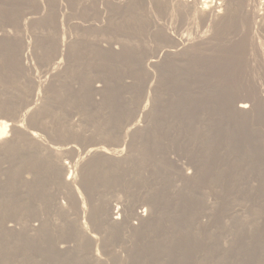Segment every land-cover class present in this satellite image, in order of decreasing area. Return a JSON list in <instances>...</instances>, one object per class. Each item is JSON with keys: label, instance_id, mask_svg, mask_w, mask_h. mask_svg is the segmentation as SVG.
Listing matches in <instances>:
<instances>
[{"label": "rangeland", "instance_id": "1", "mask_svg": "<svg viewBox=\"0 0 264 264\" xmlns=\"http://www.w3.org/2000/svg\"><path fill=\"white\" fill-rule=\"evenodd\" d=\"M26 1L31 4L26 5ZM41 1L0 0V24L15 29H9L14 41L9 38L10 45L0 46V111L4 104L18 105L24 93L36 88L28 79L44 74L46 67L38 58L55 48L58 32L68 39L69 47L59 48L67 57L59 69L60 82H54L57 70L40 86L42 90L39 87L40 98L46 93V108L39 122L30 116L26 125L39 130L44 141L71 142L80 152L97 145L122 149L119 159L87 157L90 173L82 178V184L91 185L96 197L105 194L110 204L136 202L133 212L149 204L157 210L144 231L110 232L107 240L114 246L106 256L99 245L103 264H264V55L248 44L222 41L193 54L168 58L163 73L156 71L154 80L136 68L132 54L131 58L126 55L130 61L124 57L120 61L91 50L88 39L94 32L70 26L87 19V14L76 10L74 1ZM26 13L41 15L40 26L27 21L22 28ZM59 14H63V31L56 30ZM13 16H18L16 22L9 20ZM117 30H112L113 35L129 32L132 38L136 34L133 28V33L126 28V32ZM259 32L264 35V31ZM20 40L29 44L28 55L18 50ZM23 54L35 69H23ZM239 100L250 104L252 111L237 112L234 103ZM141 103L148 104L146 113L137 110ZM125 122H137L141 130L133 131L131 124L126 128L129 124ZM122 127L132 133L122 134ZM108 133L118 138L111 141ZM30 146L21 138L0 150V264H80L52 250L55 236L68 227L56 208L67 199L48 177L41 158L47 155H37ZM62 157L70 164L74 159L70 154ZM33 162L37 170L31 168ZM36 171L42 173L40 182L36 179L37 184L29 188L26 179H33ZM132 215L128 222H142ZM84 219L94 233L104 234L98 225ZM29 221L43 226L45 233L23 234ZM3 222L15 225V229L4 231ZM252 236L261 239L247 241Z\"/></svg>", "mask_w": 264, "mask_h": 264}, {"label": "bare ground", "instance_id": "2", "mask_svg": "<svg viewBox=\"0 0 264 264\" xmlns=\"http://www.w3.org/2000/svg\"><path fill=\"white\" fill-rule=\"evenodd\" d=\"M38 1L40 3L42 2L41 0H38ZM71 1L72 2L74 1L77 11L84 13V15L87 14L86 15L87 19L83 20L82 23L81 21L80 22L74 21L71 23L70 26L76 27L77 30L82 29V30H87L88 32L89 31L94 32V33L90 32L91 34L88 39L89 41L91 40L92 42V43L90 42L91 44L90 49L94 50L95 52L97 51L99 54H101L102 56H105L106 58L114 56V58H117V59L119 58L123 59L124 57V59L127 58L129 60V58L132 57L130 54L134 55L135 60H132V62L135 63L136 68H138L139 71H141V73H143V75L146 76V78L150 77L151 75L152 76L157 75L158 73L156 74V71H158L159 73L162 72V70L165 69L164 67L167 64L168 58L182 57L183 55H187L190 53L193 54L195 53L196 50L209 48L215 44H218V43L221 44L225 41L227 42L228 40L229 42H233L237 45L248 44L252 47H255L257 51L259 50V52L261 53L260 56L264 55V48H263L264 45L262 46V42L260 38L261 35L262 36L264 35L261 34V32H259V31H264V0H71ZM26 3L27 1L25 2V4ZM29 4H31V2ZM35 6L39 7L37 4ZM40 6L42 5L40 4ZM59 8L61 9V7ZM76 10L74 9V11ZM26 11L30 12L29 9ZM20 13H17V15ZM50 13L53 14L51 11ZM72 13L75 14V12H72ZM59 15L60 16L57 18V23L55 22L56 30L58 28L57 31L59 30L61 31L62 30L61 26L63 25V22H62L63 14H59ZM21 16H23L22 13H21ZM42 16H44V14ZM16 17L18 16H15V17L13 16L12 18H14V20H12V18L9 20L16 22L15 21ZM64 18L66 21L65 16ZM40 19H41V15L33 16L31 14L27 15L26 13V15L22 17V22H21L22 28L25 27V22L29 21L30 23H35L36 25L38 24L37 22ZM0 21H1V18H0ZM8 24L9 23H7V25ZM38 25L40 26V24ZM10 26H9V29L11 28ZM7 27L5 25L0 24V46L2 47H5L6 45H8L9 38L12 39V37L14 36L13 35L10 37V34L11 33L13 34V32H10ZM118 27H122V28H118ZM13 28L14 27H12L11 29ZM28 28L26 29L28 30ZM123 28L124 29L126 28V30L129 29L130 32H132L131 30L133 28L136 34L132 38L128 35L130 34L129 32H127L128 34L119 33L120 35L119 34L116 36L113 35L114 34L113 32L115 31H112V30H115V29H118L117 31L122 29L124 32H126ZM16 29H18V27ZM16 31H19V29ZM23 31L25 30L23 29ZM25 33L26 32H24V34ZM17 34L19 36V33ZM17 34L15 33L16 36ZM60 35L58 32V41L56 42L55 48L52 50L51 48H49L48 49L49 51L47 50L45 52V55L38 58L39 62L38 61L37 62L42 63L46 67L45 72H43L44 74H42V76L40 77H37V75L33 77L30 74L32 77L30 76L28 80L33 85H35L36 88L34 87V89L31 90L30 92L27 91L26 93H24L22 97L19 99L18 105L16 104L15 105L14 104L13 105H8V104L3 105L4 109L0 111V150L9 148L10 146H12V144H14L16 140H19L22 138L23 140L24 139L26 140L29 146L31 145L32 147L36 149L37 155H40V156L44 154L47 155V157H41V158H43L44 166L46 167L45 169L47 171L48 177L53 182L57 183L59 190H63V193H65L64 196H66V199H67V202L65 204L62 202H58L56 205L58 213L60 212L59 214L64 215V218L66 222L68 223V227L66 228L65 233L61 234V236H55L56 239L53 240L54 246H52L53 252L59 256H66L70 262L72 258V260L79 261L80 264H103V261L101 260V256L99 252L100 251L99 245H101V250L104 252V254L106 251H108L109 248H111L113 244L110 245V243L112 242L107 240L109 237L108 234L110 232L112 233V231L114 232L115 230H118V231L127 230V232L128 231L129 232L130 231L131 232L144 231L154 221L157 210H156L155 205L149 204V205H146L147 207L146 209H142L141 207H138L139 209H135V212H133L135 206H137L135 204L136 202L133 203L132 201L129 200L125 203L122 202L123 204L121 206L117 205L116 203L110 204V201L108 200L105 194L104 195L102 194L101 197H96L94 194L95 190L94 191L91 190V185L84 184V183L82 184L81 182L82 178L88 176L87 174L90 173L88 172L89 171L88 170L89 161L88 163L85 162V159L87 157L89 159L91 157H95V158L96 157H99V158L106 157L107 159L108 158L119 159L122 156L121 154L122 149H119V148L114 149V148H110L109 146H108L109 149H106L102 147V145L100 146L97 145V146L86 147L82 152H80L77 146L72 144L71 142L64 143L61 145L57 144V142L56 143L51 142V141L46 142L44 141V137H42L41 133L38 132L39 130L38 131L34 130L35 128H32L33 127L32 125H30L31 127H28L26 125V123L30 124L29 122L32 119V118H29L30 116L33 118L37 117L38 118L37 121L39 122L40 120L39 118L42 115L41 113H43V111L46 108V102H47L46 93L44 97L40 98V95H42L39 92L40 88L42 87L41 85L46 81V79L49 76H52V74L55 73V71L57 70H58L57 71L58 75L55 76L56 79H54L55 80L54 82L55 83L60 82L59 77L62 74L61 73L62 71L59 69H61L60 67L63 66V64L66 62L67 57L63 56L62 54L63 51L60 52L62 49H59V48L60 47L62 48V46H67L68 43L70 42L68 39L67 40L69 42L65 40V37H63L62 35L60 37ZM12 41H14V38L12 39ZM72 43L73 41L71 39V45H72L71 50L74 51V48H73L74 46ZM120 43L122 46L119 45ZM118 45L121 46L120 49L118 48ZM67 47H69V45ZM30 49H29V44L24 45L23 42L21 43V40H20V44H18V50H20L21 53L25 52L27 54V52ZM67 49L68 48H66L65 50L67 51ZM248 50L249 49L247 48L246 51L248 52ZM126 52L128 53L125 54ZM128 54L130 55L129 58L128 56H126ZM246 54L249 55L248 53ZM252 56L253 55H251V57ZM25 57L26 56L24 55V62H23L24 68L23 69L30 71V69L32 70L33 68L32 67V65L34 64L33 59H32L33 64H31L30 63L31 61L28 62L27 60L26 62ZM31 58L32 57H30L29 60H31ZM28 73L29 72H27V75ZM31 73H34V72L32 71ZM39 74L41 75V73ZM155 78L156 77H154L153 79L155 80ZM98 90L100 91V89ZM32 98L34 100H32ZM130 100L132 99L130 98ZM147 106L148 104L141 103V105H139V108H137V110L141 111L140 113H144V112L146 113ZM234 108L239 113L246 114L252 111L250 110L252 108L251 105L245 102L244 100H239L238 102H235ZM131 114L132 113H129L128 116H130ZM143 118H144V115H143ZM136 123L130 122V124L132 125L131 126L132 130L135 132L136 130L141 128L140 126L138 127V124ZM125 124H127V122H125ZM125 124H124V127H126ZM130 124L126 128H128ZM120 126L122 125L120 124ZM126 128H124L123 130V127H122V130H123L122 134L125 133L127 135V134L132 133V132L129 133L130 128L129 129H126ZM108 136L110 137V139L111 138L114 139L115 137L118 138L117 135H113V134L112 135L109 134ZM108 136L106 135V137ZM65 154L67 155L70 154L72 157H74L71 164L70 162L63 160L62 155H65ZM31 165H32L31 168L36 169L35 167H37V164L35 162H33V164L31 163ZM41 175L42 173L36 171L33 174V179L31 180L26 179V181L28 182H25V183H27V185H30L29 186L30 188L34 184H37V182L41 179ZM36 179L37 180L39 179V180L37 181ZM230 181H234V180H230ZM132 214L140 218L141 219L140 222L141 221L142 222L140 224L128 222V219L131 220L130 217ZM71 216H73V218ZM85 217L89 220L91 224L98 225V227L102 229L101 231L104 234L101 235V232H100V235H98L99 233L96 234V230L94 233L93 231L94 229L92 227L90 229L89 223L84 219ZM73 219L75 222L74 225H73L74 222L72 221ZM59 226L60 228H62L61 225ZM3 227L5 229L4 231L6 232L13 231L15 229V225H11L5 222H3ZM42 227L40 225H34L32 224V222L29 221L25 229L22 231V233L23 234L27 233L28 235H30V237H32L34 235L40 234V232L42 233L43 231ZM63 229L65 228H62V230ZM43 233H45V231H43ZM66 238H69V239H66ZM71 239H73L75 242L74 246H71V242H72ZM256 239L259 240L261 239V237L260 238L253 237V236L248 237L247 241H255ZM111 250L109 251V254L110 252H112ZM114 252H112L111 254L113 255ZM115 254H116V258L118 259L116 252Z\"/></svg>", "mask_w": 264, "mask_h": 264}]
</instances>
